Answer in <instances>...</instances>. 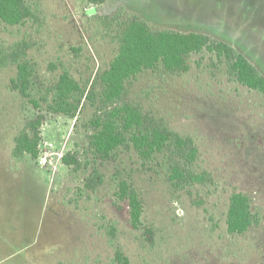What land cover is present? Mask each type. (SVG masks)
I'll list each match as a JSON object with an SVG mask.
<instances>
[{
  "label": "rangeland",
  "instance_id": "1",
  "mask_svg": "<svg viewBox=\"0 0 264 264\" xmlns=\"http://www.w3.org/2000/svg\"><path fill=\"white\" fill-rule=\"evenodd\" d=\"M27 1L37 19L20 25L0 20V264H116L118 249L131 264H264V94L240 83L224 58L204 49L190 55L186 72L158 67L127 82L129 100L195 140L199 155L192 168L212 179L183 187L171 179L162 155L148 162L132 145L109 160L87 154L92 102L84 100L76 118L52 113L44 103L36 108L12 86L17 65L2 66L12 54L29 59L38 97L64 69L90 89L118 52L114 18L120 13L121 21L140 14L156 28L197 31L231 43L264 74L259 18L235 16L226 24L231 0H107L97 7L84 0ZM239 1L243 11L234 9L242 16L258 2ZM216 11L222 20L204 16ZM39 116V156L51 154L48 162L29 154L13 157L15 137ZM68 152L88 165L67 166L62 156ZM93 168L105 179L89 190L84 178ZM116 178L139 194L138 229L131 224L129 202L116 195ZM234 191L250 195L262 218L244 234L228 232ZM8 238L14 240L4 252Z\"/></svg>",
  "mask_w": 264,
  "mask_h": 264
},
{
  "label": "trees",
  "instance_id": "2",
  "mask_svg": "<svg viewBox=\"0 0 264 264\" xmlns=\"http://www.w3.org/2000/svg\"><path fill=\"white\" fill-rule=\"evenodd\" d=\"M97 7L107 0H84ZM202 2L206 0H201ZM253 1V0H252ZM260 1V2H259ZM259 2V3H258ZM252 4L253 8L246 9L240 15L234 6L242 10L239 0H231L233 12L230 11L228 20L247 21L256 18L262 22L260 32L264 28V6L262 0ZM121 9H124L123 7ZM37 9L27 0H0V20L8 25H20L28 20L37 19ZM243 11V10H242ZM221 11L214 15L205 14L208 19L222 20ZM120 13L115 18L117 22L116 38L119 44L118 52L109 66L99 72L92 88L82 84L64 69L58 81L47 88L46 94L38 97L33 94L34 64L29 60H22L20 56L12 54L10 61L3 62L17 65V76L12 79V86L34 107L41 108L45 104L46 110L76 118L80 106L85 101L92 102L96 107L93 117L88 122L89 148L94 158L109 160L123 146L132 145L141 159L152 161L158 155L163 156L170 170V177L176 185L184 186L191 183H208L212 177L210 173H196L192 165L199 155L195 140L190 136H183L171 129L163 118L145 113L141 106L128 98L127 82L145 70L158 67L164 68L170 74L186 72L190 68L189 57L192 53L208 49L219 58H224L228 71L243 85L264 94V74L246 57L235 45L213 40L210 35L197 31H185L174 28H156L148 19L140 14H133L125 20H120ZM235 16L237 18H235ZM238 23V21H237ZM234 24L240 30L238 24ZM242 25L244 23H241ZM238 26V27H237ZM247 31V29H241ZM101 90H95L96 86ZM42 116L29 122L15 137L13 157L23 160L26 154L34 159L40 153ZM87 157V156H86ZM62 162L74 170H79L82 162L78 153L68 152L62 156ZM105 176L97 168H93L84 178V186L89 190H96L104 183ZM118 199L127 200L130 206V221L135 229L141 226L143 204L137 190L125 179L116 178ZM227 227L230 234H244L254 226L261 224L262 218L253 208L250 195L241 191H234L230 195L227 211ZM151 237V235L149 236ZM116 264H131L129 258L121 250L116 251Z\"/></svg>",
  "mask_w": 264,
  "mask_h": 264
},
{
  "label": "crops",
  "instance_id": "3",
  "mask_svg": "<svg viewBox=\"0 0 264 264\" xmlns=\"http://www.w3.org/2000/svg\"><path fill=\"white\" fill-rule=\"evenodd\" d=\"M27 156H29V155H26V157H27ZM26 157H24V159H26ZM13 240H14V239H11V240H10V239L8 238V240H6V241L2 244L1 249L4 250V252H5V251L8 249V246H9L11 243H13ZM7 256H8V255H7ZM3 258H4V257H3Z\"/></svg>",
  "mask_w": 264,
  "mask_h": 264
},
{
  "label": "built area",
  "instance_id": "4",
  "mask_svg": "<svg viewBox=\"0 0 264 264\" xmlns=\"http://www.w3.org/2000/svg\"><path fill=\"white\" fill-rule=\"evenodd\" d=\"M49 155H51V154H48V156H46V154L39 156L40 162L41 163H47L49 160V157H50Z\"/></svg>",
  "mask_w": 264,
  "mask_h": 264
}]
</instances>
